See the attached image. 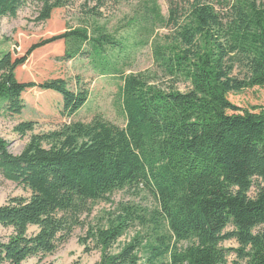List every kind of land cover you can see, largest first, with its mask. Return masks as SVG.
Instances as JSON below:
<instances>
[{
    "label": "trees",
    "instance_id": "obj_1",
    "mask_svg": "<svg viewBox=\"0 0 264 264\" xmlns=\"http://www.w3.org/2000/svg\"><path fill=\"white\" fill-rule=\"evenodd\" d=\"M74 1L0 0V21L30 4L43 23ZM168 2L167 17L157 1L147 8L153 33L157 25L167 31L152 42L166 89L117 67L111 57L121 44L99 28L92 34L71 30L33 44L23 56L0 57V111L16 114L22 96L38 89L59 95L63 114L73 120L89 97L80 83L74 91L63 79L16 77L34 51L64 41L66 59L88 55L101 75L121 79L127 120L125 128L101 117L73 120L32 136L19 155L0 136V175L29 193L0 207V227L12 230L0 242V264L53 254L86 227L82 242H95L100 264H227L231 252L245 264H264V188L249 195L254 180L264 179V107L240 108L230 100L231 94L264 88V0ZM182 83L185 92L176 88ZM34 128L23 122L16 131L24 136ZM140 188L158 202L154 223L162 219L169 233L151 239L143 260L136 253L141 243L111 254L144 216L122 206L94 226L89 219L114 193ZM32 227L37 232L30 234ZM227 241L239 248H224Z\"/></svg>",
    "mask_w": 264,
    "mask_h": 264
},
{
    "label": "rangeland",
    "instance_id": "obj_2",
    "mask_svg": "<svg viewBox=\"0 0 264 264\" xmlns=\"http://www.w3.org/2000/svg\"><path fill=\"white\" fill-rule=\"evenodd\" d=\"M157 1L162 15H169L168 0ZM181 1V0H180ZM150 0H75L70 6L55 10L50 20L39 23L37 7L24 6L17 17L4 18L0 21V57L11 52L14 56H23L29 48L45 39L64 34L71 30L88 29L92 34L99 28L116 38L121 46L113 52L112 61L129 74L150 78L151 85L166 89L168 79L154 63L152 42L157 34L167 31L150 23L147 8ZM96 13V15L94 14ZM153 35V38H151ZM88 47H86L87 49ZM67 46L64 41L52 43L32 53L26 64L16 71V77L23 82H44L53 79L65 80L71 90L77 91L78 83L89 92L84 107L73 118L84 123L92 122L96 117L120 127L127 124L123 109L120 89L122 81L117 76L101 75L96 69L94 60L88 55L66 59ZM118 62H117V61ZM235 75L240 74V68ZM176 88L185 92L187 84H179ZM230 100L240 108L253 109L264 107V88H254L238 94H231ZM63 114L62 98L51 92L38 89L27 91L18 102L16 114L6 110L0 111V136L8 142L9 152L19 155L29 144L32 136L53 132L66 123L73 121ZM23 122H34L32 132L21 136L16 128ZM264 188V179H255L254 187L249 195L255 197ZM29 193L21 186L5 180L0 175V207L11 198L28 197ZM122 206L138 208V214L144 216V222L137 221L132 228L121 237L110 251L120 253L125 247L140 244L137 256L143 260L146 247L158 233L168 235L167 224L160 219L154 223V212L159 211L158 202L147 190L140 188L126 189L111 195L110 202L96 206L89 222L94 226L104 222L112 213L118 214ZM37 232L30 228L29 233ZM12 230L0 227V242H7ZM88 236V227L77 229L72 238L55 253L45 257H32L23 264H100L102 251L93 240L86 245L82 242ZM223 247L231 250L239 248L235 241L223 243ZM227 264H245L236 252L228 254Z\"/></svg>",
    "mask_w": 264,
    "mask_h": 264
}]
</instances>
